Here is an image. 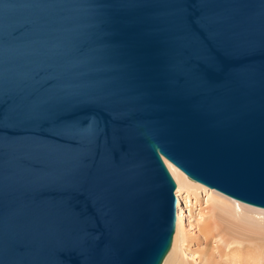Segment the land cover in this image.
Wrapping results in <instances>:
<instances>
[{
	"label": "water",
	"instance_id": "obj_1",
	"mask_svg": "<svg viewBox=\"0 0 264 264\" xmlns=\"http://www.w3.org/2000/svg\"><path fill=\"white\" fill-rule=\"evenodd\" d=\"M164 158L264 208V0H0V264H162Z\"/></svg>",
	"mask_w": 264,
	"mask_h": 264
},
{
	"label": "bare ground",
	"instance_id": "obj_2",
	"mask_svg": "<svg viewBox=\"0 0 264 264\" xmlns=\"http://www.w3.org/2000/svg\"><path fill=\"white\" fill-rule=\"evenodd\" d=\"M164 162L168 167L170 173L172 174L173 178L177 182L175 236L179 237L180 235H184L183 239H185V235H188L190 230L196 228V224L194 223L196 219H203L204 212L199 210L195 211V209L193 208L195 204L192 203L191 205H186L187 207H179L182 203L180 204L181 198H179L178 193L181 192L180 190L182 187L186 190V195H188L189 191L195 192L199 187L204 188L206 185L203 186L199 182L196 183L194 180L188 178L181 170H179L166 158H164ZM223 194H221L222 196L215 195V193L209 194L210 199L208 196V200L206 199V202H208L209 200H213L214 202H216L215 208L219 210L220 214L217 215V220L214 221L215 223L212 226L210 222L203 220L201 225L198 226V232L203 236V238L205 239L204 241H207V239L210 238L208 240L209 242H211L210 240H212V238L218 236L221 239L225 238L227 241H223H225L227 244H230L232 242L233 244L235 243V245H233V248L230 247V251L227 252V254L223 255V259L221 261H218L216 259V256L210 255L206 256V258L204 259L205 261L203 262H206L205 264H264V216L258 219L251 218L252 221L249 220L248 222H244L242 220V215L245 214L246 219H248L250 218H247L248 215L246 214L248 212L244 213L246 212L245 210L243 211L244 214H242V210L237 211V208L235 209L233 207L234 202H230V199H232L233 197L230 198L231 196H224ZM226 197H228L227 199H229V201L226 199ZM185 198V203L188 204V202H190L188 200L189 196H185ZM233 200L237 202L240 206V200L237 201L238 199L236 200V198H233ZM247 204L243 206L254 210L253 212H249L248 214L254 213L255 210L258 214L264 213V208L258 206L254 207L255 205L250 206L251 204ZM185 212H187V214L184 215ZM186 216L187 224H185ZM180 241L178 239L179 243ZM244 241L247 242V244H243L242 242ZM208 245H210V243H208ZM241 245L243 247H240ZM175 261L172 264H180L179 262Z\"/></svg>",
	"mask_w": 264,
	"mask_h": 264
},
{
	"label": "rangeland",
	"instance_id": "obj_3",
	"mask_svg": "<svg viewBox=\"0 0 264 264\" xmlns=\"http://www.w3.org/2000/svg\"><path fill=\"white\" fill-rule=\"evenodd\" d=\"M174 181L176 182L175 179H174ZM196 183H198V182H196ZM203 186H205V185H203ZM182 188L180 190L181 192L178 193L179 198H181L180 204L182 203L181 206H179V207H183V206L187 207L186 205H189V204L191 205V203L195 204L196 206L194 205V207H193L195 209V211L199 210V211L204 212L203 219H201V220L196 219V221L194 222L196 224V228L193 230H190L189 234L185 235V239H183L184 235H180L179 237L175 236V230H174L170 250L167 253L166 257L164 258L162 264H172L175 260H177L175 262H179L180 264H201V263L205 264L206 262H203V261H205L204 259L206 258V256H210V255L216 256V259L218 261H221L223 259V255L227 254V252L230 251V247L233 248L234 247L233 245H235V243L233 244L231 242L232 245H231V243L227 244L225 242V241H227L225 238L221 239L218 236L212 238V240H210L211 242H209V240H208L210 238H208L207 241H204L205 239L198 232V226L201 225L203 220L210 222L211 226L215 223L214 221L217 220L216 219L217 215H219L220 212L218 209L215 208L216 202H214L213 200H211V201L209 200L208 201L209 203H208V202H206V199L208 198L210 193H215V195H220V196H222L221 194H223V193H221L220 191H218L216 189L209 188V187L205 186L204 188L199 187L195 192L189 191L188 195H186V190L184 188L183 189ZM176 190H177V182H176V188L174 190L175 195H176ZM218 193H220V194H218ZM223 195L226 196V194H223ZM185 196H189L188 200L190 202H188V204L185 203V200H184ZM227 198L228 197H226V199ZM230 198H232V197H230ZM209 199H210V196H209ZM227 200L229 201V199H227ZM234 200L232 198V199H230V202L231 201H232V203L234 202L233 207L235 209L237 208L236 209L237 211L242 210V214L254 211L250 208H246L245 206H243V205H246L247 203H244V202L236 199L237 201L240 202V206H239L238 203L235 202ZM207 204H209V205H207ZM247 205H250V204H247ZM250 206H253V205H250ZM254 207H257V206H254ZM176 208H177V197H176ZM245 210H246V212L243 213V211H245ZM248 213L246 214V215H248L247 218L250 217L248 219H246L245 214L242 215V220L244 222H248L249 220H251V218L252 219H258V218H261L264 216V213L258 214L256 212V210L254 213H250V214H248ZM185 214H187V212H185L184 215ZM185 224H187V216L185 217ZM175 228H176V224H175ZM186 228H187V226H186ZM178 239H179V241L181 240L180 243L178 242ZM182 240H184V241H182ZM223 240H225V241H223ZM208 243H210V245H208ZM242 243L247 244V242H245V241ZM173 245H174V247H173ZM240 247H243V246L241 245ZM201 256L204 258H202Z\"/></svg>",
	"mask_w": 264,
	"mask_h": 264
}]
</instances>
